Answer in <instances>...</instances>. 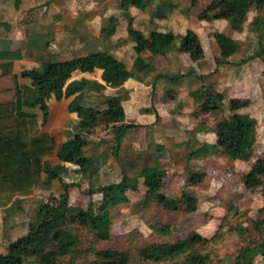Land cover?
<instances>
[{
	"label": "rangeland",
	"instance_id": "obj_1",
	"mask_svg": "<svg viewBox=\"0 0 264 264\" xmlns=\"http://www.w3.org/2000/svg\"><path fill=\"white\" fill-rule=\"evenodd\" d=\"M162 1H147L143 9L134 6L122 9V0H78L81 9L75 14L70 11L69 14L74 15L68 14L56 24L57 33L46 53L43 56L26 55L17 63V73L32 68L41 69L46 60L69 59L103 49H109L133 70L136 53L134 42L127 36V15L130 14L133 16L134 26L146 34L158 30L173 31L178 36L177 47L168 49L165 54L154 55L150 59L154 70L148 75L136 73V79L153 84L164 80L168 86L175 85L171 78L186 74L178 80L179 83L187 78L191 85L196 86L201 81L207 84L206 86L217 88L220 83L216 79L219 69L217 60L221 52L214 35L219 31L224 32L236 39L240 46L239 51L230 57L229 63L224 65V83L234 85L233 89L239 95L238 101L229 102L230 108L234 104L244 107L242 109H245L248 115L255 116L257 122L254 135L247 140L246 154L241 159L232 160L225 153L227 142L217 135L214 136L219 120L229 117L228 122L235 123L241 119L242 114L235 111L240 114L237 116L232 109H229L232 111L231 115L222 109L207 114L203 112L198 117V120L208 127L207 133H211L208 140L210 138L211 141L203 142L201 135L198 138L194 136L200 126L198 123H192L191 126L183 123L178 126V130L183 132L180 134V144L176 143V138H165L164 127L157 129L160 135L158 143L156 139H151L149 128L142 129L140 125L129 133L130 136L139 138V141L136 140L135 146H131V140L126 142L124 139L118 154L111 131L105 126H98L91 132L90 144L85 148V153L92 159V165L85 172L80 171L76 165L67 163L62 182L52 179L47 187L39 188L31 196L23 197L18 203L20 208L0 210V252H6L10 242L29 231L30 223L37 219L39 208L45 202L66 210L67 219L76 217L80 208L90 212L91 216L94 214L100 217L102 221H99L98 228L103 230L105 235L98 240L97 231L91 226H85L80 221L63 222L61 227L72 230L78 241L71 253L59 257L56 264L99 262V253L104 249L126 252L129 257L128 264H191L189 260L196 254L204 259L205 264H237L235 257L240 250L259 241L260 236L255 226L259 220L264 219V179L260 186L249 189L245 187L243 177L253 167L264 166V9L258 8L255 1L253 3L246 0L249 9L246 19L241 28L235 30L228 19H199L201 10L212 0H200L196 6H191L190 0H173L177 3V8L167 12L165 18H158L154 10ZM110 16L121 20L112 35L101 31L108 25ZM189 30L200 36L208 60L205 61L204 57L194 61L189 53L178 50L181 36ZM259 52L261 53L258 56ZM246 58L248 61L245 62ZM80 72L83 71H75L71 80L86 77L102 81V69H96L87 76H82ZM230 76H236L237 79L231 78L232 83H229L227 78ZM20 81L22 84H31L29 78L20 76ZM231 87H226L224 93ZM199 89L202 88L197 90ZM166 92L164 88L163 94ZM114 93L123 99L128 97L124 87L115 89L107 86L101 93L86 92L85 103L104 108L103 94L111 96ZM144 96L147 101L151 99L152 109H155L156 103L160 104L159 99H166L158 89H152ZM74 97L75 95H72L57 100L53 96L48 100L49 119L42 124V129L52 132L59 141L70 137L77 130L78 121L69 111V104ZM200 102L201 100H196L191 113L193 116L198 114ZM220 103L223 106L221 101ZM142 111L146 109L143 108ZM38 112L42 122V113L40 110ZM69 123L71 129L68 130L66 126ZM164 125L170 126L168 122ZM148 126L154 128V124ZM49 161L56 164L59 159L54 154ZM157 168L164 173L163 187L157 195H150L146 177ZM48 173H44V178ZM194 173L203 174V179L192 181L191 175ZM124 174L130 179L125 193L126 199L108 210H103V194L91 193L90 190L118 183ZM63 182L71 184L68 190L63 186ZM184 193L187 195L184 196ZM159 194L174 199L181 198L179 209L164 207L159 202ZM194 233H200L209 240L193 246L194 249L175 258L150 260L143 254L146 247L173 243ZM25 264L39 263L36 258L31 257ZM254 264H264V257L258 255Z\"/></svg>",
	"mask_w": 264,
	"mask_h": 264
},
{
	"label": "trees",
	"instance_id": "obj_2",
	"mask_svg": "<svg viewBox=\"0 0 264 264\" xmlns=\"http://www.w3.org/2000/svg\"><path fill=\"white\" fill-rule=\"evenodd\" d=\"M147 1L151 0H122L120 7L128 9L134 6L143 9ZM190 1L191 6H196L200 0ZM251 1L253 3L255 1L258 8L264 9V0ZM175 8L177 3L173 0H163L156 5L154 14L158 18H165L167 12ZM248 10L246 0H212L198 16L202 21L228 19L231 27L238 30L244 23ZM127 18L128 37L134 42L136 53L133 70H130L127 64L109 49H103L69 59L46 60L41 69L22 70L18 74L13 71V61L24 58L22 50L0 51V61H2L0 66L2 70L0 74V210L20 208L18 203L23 197L31 196L37 189L47 187L52 179L62 182L67 163L74 164L80 171L85 172L92 165V159L85 153V148L90 144V134L93 129L98 126L108 128L114 136L116 154H118L127 133L140 126L127 120L124 99L120 95L103 94L104 108L85 103L86 92L101 93L107 86H123L129 78H137L136 73L148 75L155 68L150 60L154 55L165 54L168 49L177 47L178 36L173 31L152 30L150 34H146L134 26L133 16L128 14ZM120 22L118 17L110 16L108 25L101 31L112 35ZM214 36L221 52L217 60L218 64L229 63L230 57L239 51L238 41L220 31ZM181 40L178 46L180 52L189 53L194 61L205 57V50L195 31L189 30L187 34L181 36ZM49 43L48 41L45 44L44 50ZM43 54L39 55L43 56ZM244 61H248V58ZM96 69L103 70L102 80L105 83L86 77L71 80L73 73L77 70L93 72ZM184 75L186 74H179L170 80L175 83ZM20 76L31 79V84H22ZM72 95L75 97L69 104V111L78 115L77 130L64 142L58 144L49 132L42 129V124L49 119L48 100L53 96L60 100ZM193 95L201 100L198 106L199 112L222 110L221 93L211 88H204L195 90ZM38 110L42 113V122ZM146 111L157 113L156 109L151 107ZM256 123V120L248 114L242 115L241 119L235 123H229L225 119L217 122L215 133L227 142L225 153L229 158L237 160L244 157L248 147L247 140L254 135ZM54 154L59 159L56 164L49 161ZM47 172L49 175L44 178V173ZM163 175V171L159 168L147 175L146 184L150 195H157L163 187ZM203 176V174L194 173L191 175V180L198 182L203 179ZM263 179V165L253 167L243 177L244 185L249 189L260 186ZM129 183L130 179L124 174L120 182L93 188L90 192L102 193L103 210H108L126 199L125 193ZM63 186L68 190L71 184L63 182ZM185 195L187 194L184 193ZM158 198L164 207L172 210H178L181 205V198H169L164 194H159ZM68 220L73 223L80 221L85 226H91L97 231L98 240L105 237L104 231L98 228L99 221H102L100 217L94 214L91 216L90 212L80 208L76 217L67 219L66 210L45 202L39 208L37 219L30 223L29 231L10 242L6 252H0V264H25L31 257L36 258L39 264H56L59 257L71 253L78 241L72 230L61 227V224ZM255 228L260 236L259 241L240 250L235 257L237 264H254L258 255L264 256V219L259 220ZM208 240L202 234L194 233L186 239L173 243H160L146 247L143 254L150 260L175 258L194 249L193 246ZM99 255L101 261L91 264H128L129 262L127 253L123 251L104 249ZM189 261L191 264H205L199 254L193 255Z\"/></svg>",
	"mask_w": 264,
	"mask_h": 264
},
{
	"label": "crops",
	"instance_id": "obj_3",
	"mask_svg": "<svg viewBox=\"0 0 264 264\" xmlns=\"http://www.w3.org/2000/svg\"><path fill=\"white\" fill-rule=\"evenodd\" d=\"M77 1L78 0H0V51L21 49L24 57L26 55L37 56L39 54H45L47 49L51 47L53 42L52 40L55 38V34L57 33V30L55 29L56 24L65 16H68L70 11H73L75 14L79 11V9H81V6L79 5L80 1ZM73 3L78 4L74 5ZM74 14H69V16ZM80 20L81 18L77 21V23H79ZM48 41L50 43L47 44V48L44 50L45 44ZM21 60L13 61L14 72H17V63ZM206 60H208V56L205 52V61ZM1 62L2 61H0V66ZM195 65L196 64H193V66ZM224 65L225 64L217 66L219 69L216 73V79L220 82L217 88L206 86L207 84L202 83L201 81L196 86L191 85L187 78H184L185 80L183 79L180 83L178 81L177 83L175 82V85L168 86L164 83V80H160L157 84H153L151 82L143 83V81H139L134 77L129 78L122 86L128 93V97L123 100L127 120H133L137 124L142 125V129L149 128L148 130L151 134V139H154V141L156 139L158 143H160L158 138L160 135L157 129L160 130V127H164V135H166L165 138L171 136V138H176L175 141L177 144H180L182 139L180 134H183V132L180 129L178 130V126L180 127L183 123H186L188 126H191L192 123L194 125L196 123L200 124L194 136H197L198 138L201 135L200 139L203 142L211 141L210 138L208 140V135L211 134L207 133L209 130L207 129L208 127L206 124L198 120V117L202 114V112H198L196 116L191 114L193 108L195 107L196 100L199 101V99L193 95L195 90L199 87L202 89L211 88L215 92L222 94V109H225L227 114H232V111L229 109H232L234 113H236L235 111H238L242 115L247 114L246 110L242 109L244 107L238 105L236 106L234 104L233 107L230 108L229 102L238 101L239 95L234 91V85L224 83ZM1 72L2 70L0 67V74ZM80 73L82 76L90 74V72ZM231 78L234 80L237 79L236 76H230L229 79L227 78L229 83H232ZM100 82L105 83L103 80ZM229 85L232 87L229 88L225 94L224 89L226 87H230ZM164 88L167 90L166 94H163ZM115 89H118V87H115ZM152 89H158L161 95L166 97L165 100L159 99L160 104H155L157 113L142 111L143 108L147 109L152 106L151 99L150 101H147L144 96V94L150 92ZM178 93H180V95H177ZM114 95H117V93H114ZM241 104L243 105L242 102ZM71 113L78 121L79 118L77 113ZM239 113H236L237 116L240 115ZM250 116L253 118L255 117L252 114H250ZM225 120H229V117H226ZM167 122L168 125H170L169 127L164 125ZM150 124H154L153 129L148 126ZM67 128L68 130L71 129L70 123L66 126V129ZM132 130L133 129L127 133L125 139L126 142L131 140L130 145L135 146V143H137L135 141H139V138L137 139L136 136L129 135ZM46 132H49L56 139L58 144L67 139L64 137V140L62 138V141H59V139L52 132L48 130ZM214 136H216V133H214Z\"/></svg>",
	"mask_w": 264,
	"mask_h": 264
}]
</instances>
